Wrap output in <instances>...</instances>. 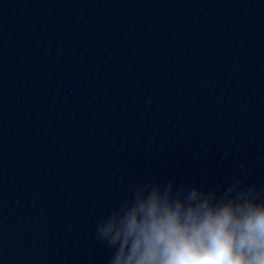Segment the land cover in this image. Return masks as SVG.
Masks as SVG:
<instances>
[{
    "label": "clouds",
    "instance_id": "obj_1",
    "mask_svg": "<svg viewBox=\"0 0 264 264\" xmlns=\"http://www.w3.org/2000/svg\"><path fill=\"white\" fill-rule=\"evenodd\" d=\"M98 235L110 264H264V190L138 187Z\"/></svg>",
    "mask_w": 264,
    "mask_h": 264
}]
</instances>
